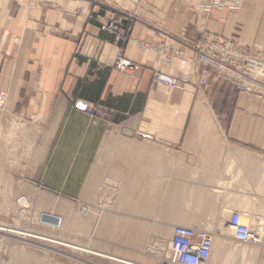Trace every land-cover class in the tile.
I'll return each instance as SVG.
<instances>
[{"label": "crops", "instance_id": "crops-1", "mask_svg": "<svg viewBox=\"0 0 264 264\" xmlns=\"http://www.w3.org/2000/svg\"><path fill=\"white\" fill-rule=\"evenodd\" d=\"M35 1L0 0V125L31 126L23 162L35 188L106 209L95 232L119 254L147 234L222 217L227 200L262 189L264 101L220 82L201 87L189 42L211 33L264 54V0H123L133 16L124 44L102 29L119 0ZM162 41L181 56L162 62L143 45ZM121 53L140 64L135 76L115 69ZM156 70L189 82L156 86ZM224 224L214 261L216 247L235 246Z\"/></svg>", "mask_w": 264, "mask_h": 264}, {"label": "rangeland", "instance_id": "rangeland-1", "mask_svg": "<svg viewBox=\"0 0 264 264\" xmlns=\"http://www.w3.org/2000/svg\"><path fill=\"white\" fill-rule=\"evenodd\" d=\"M31 1L33 0H29V2ZM124 7L125 6L123 5V0H119L118 3L108 4L109 10H111L114 14L113 18H116L117 16L124 18L127 17L126 15L129 13H126V9H124ZM83 11V9H80V13H83ZM206 35L211 36L212 39L219 38L225 41H231L236 46H240L249 52H256L257 54L264 56L263 53L258 52L257 50L250 47L244 46L236 38H224L211 33L203 34L204 37ZM203 36L195 42L202 43L204 41V44H206L207 40H204ZM164 43H166L173 49L180 50L178 48L172 47L168 41H162L156 46H151L150 44L143 45L146 47H153L155 51H158L156 50V48L158 49V47ZM191 43L193 42H189L190 48ZM191 49L193 51V62L196 69L198 82L201 87H209L211 86L212 81H215L228 85L234 91V93H237L239 95L257 96L255 94H244L236 84L228 80V77L225 73L221 72L220 74L224 76V78L220 77L218 75V72L220 71L216 66H208V70L207 72H205V68H203L202 66L198 67L195 63L196 51L193 48ZM180 56L181 50L180 54L178 56H174L173 59ZM233 64L234 63H232L231 65ZM155 73L156 71L153 74L154 84H156L154 80ZM166 74L171 75L169 73ZM174 77L182 78L184 80L183 86L184 84L189 82L188 75L182 74L180 76ZM204 80H207L206 84L204 83ZM156 86L158 85L156 84ZM257 97L264 101V96ZM7 115L8 112H5V110L0 111V118H7ZM30 127L31 126H28V128L24 130L12 128V130L10 131V127H8L7 125H0L1 227L6 229L10 228L22 232L40 234L59 241H66L71 244L84 246L100 253H110L115 256L123 257L142 264H160L165 261H171L169 245L173 236V230H171V235L167 236V233H160L159 235H157L159 237L156 238H153L152 235L147 234L145 235L144 241L141 245H135L134 248H125L124 251L119 254L122 248H116L113 245L103 241L98 237L99 233L95 232V228H98L100 226L102 218H104L102 216L104 215L103 213L106 211V209H100L99 207L94 208L92 206L91 211L87 215H85L82 212V209L90 207L89 205L83 202L53 200L48 194L47 190L35 188L34 185L30 182V170H25V165L23 162L25 154L29 157L32 150L31 138L29 137L31 132L30 129L32 128ZM20 136H24L25 138ZM19 138L20 140L22 139L26 141L27 144L25 142V145L27 146L24 147V145L22 144L23 142L18 141ZM262 175L263 172H261V176ZM259 185L262 186V189L256 191L244 189L243 191L245 193H243L242 196H233L230 200H227V204L231 205V209L227 208L225 214L222 217L214 218L212 221L207 218L204 225L187 224L184 222L180 224H183L185 226L200 225L199 227L209 230L210 232L215 233L217 236V233L219 234V232H217V226H219L221 223H225L224 225L228 227L227 222L232 210L248 211L253 213L254 215L260 214L264 216V183L263 185L262 183H259ZM109 203L111 202H107V204ZM104 207L106 208V205H104ZM47 215L57 217V219H59V223L46 219ZM260 219H263L262 221H264V217ZM186 222L188 221L186 220ZM225 235L228 239L229 245L231 246H245L248 250H256L257 253L255 254L254 259H251V261L246 263L243 262V259L239 256L241 255V253L232 251L230 246L229 251L226 252L224 250L218 252L216 247L215 251L217 253V260L214 261L213 258H211L209 264H260L257 260H264V258L260 259L261 250L257 246L246 245L236 241L233 238V232L229 229H227ZM162 247H164V249H162ZM161 253L164 254L162 255ZM0 264L125 263L114 261L95 254L80 252L74 248L58 243L48 242L25 235H19L7 230H0Z\"/></svg>", "mask_w": 264, "mask_h": 264}, {"label": "built area", "instance_id": "built-area-1", "mask_svg": "<svg viewBox=\"0 0 264 264\" xmlns=\"http://www.w3.org/2000/svg\"><path fill=\"white\" fill-rule=\"evenodd\" d=\"M128 1L137 5L141 0ZM31 2L34 6L38 5L35 0ZM126 16L125 18L117 16L102 25L103 30L118 36L121 43L127 42V35L131 31L133 22L132 15ZM205 39L207 40L206 44L204 41L191 43V48L196 51L195 63L198 67L202 66L207 72L208 66H216L220 71H217L218 75L224 78L220 73H225L228 80L236 84L244 94L264 96V56L256 52H249L231 41L212 39L207 35L204 37ZM156 50H158L162 62H169L174 56L180 54V50L173 49L166 43L161 44ZM232 63L234 64L231 65ZM114 67L122 73L135 76L141 66L121 53L115 60ZM154 80L158 86L162 85L170 89L181 88L184 81L182 78H172L160 70H156ZM204 83L206 84L207 80H204ZM6 104L7 94L1 92L0 109L6 108ZM87 112L92 114L93 110L88 109ZM245 218L247 222L244 221ZM256 218L259 219V217ZM227 224L236 241L257 246L261 250L260 257H264V225H256L246 213L239 210L231 211ZM213 247L214 236L204 229L198 226H176L169 245L171 261L166 264H208Z\"/></svg>", "mask_w": 264, "mask_h": 264}, {"label": "bare ground", "instance_id": "bare-ground-1", "mask_svg": "<svg viewBox=\"0 0 264 264\" xmlns=\"http://www.w3.org/2000/svg\"><path fill=\"white\" fill-rule=\"evenodd\" d=\"M128 1V0H127ZM130 2V1H129ZM132 3V2H131ZM119 56V55H118ZM160 59V58H159ZM172 76V75H170ZM172 78H176L174 76H172ZM165 87V86H164ZM168 90H178L179 88H176V89H170V88H167ZM7 94V93H6ZM7 100H8V95H7ZM6 108H3L2 110L0 109V111H4ZM91 211V208L88 207V208H84L82 209V212L87 215L89 212ZM240 211V210H239ZM244 213L247 214L248 217H250L253 222L256 224V225H261V222H262V225H264V221H262L263 219H260L264 216L258 214V215H254L253 213L251 212H248V211H242ZM256 217H259V219H257ZM244 221L247 222V219L245 218ZM261 221V222H260ZM260 223V224H259ZM176 226H179V225H175L174 228ZM182 226H185V225H182ZM194 226H197V225H192V226H186V227H194ZM200 226V225H199ZM198 226V227H199ZM1 227V226H0ZM174 228H173V232H174ZM202 228V227H200ZM229 228V227H228ZM203 229V228H202ZM0 230H7L9 232H13V233H16V234H19V235H25V236H29V237H32V238H37V239H41V240H44V241H48V242H54V243H58V244H61V245H65V246H68V247H71V248H74L80 252H85V253H89V254H95V255H98V256H102V257H105V258H108V259H111V260H114V261H118V262H122V263H125V264H142V263H139V262H136V261H132V260H129V259H126V258H123V257H119V256H115L113 254H110V253H100V252H97L93 249H90V248H87V247H84V246H80V245H77V244H71L69 242H66V241H59V240H56V239H53L51 237H46V236H43V235H40V234H34V233H28V232H22V231H18V230H14V229H6V228H3L1 227ZM207 233L211 234L214 236V246H215V243H216V239H217V236L215 233L213 232H210L209 230H206L204 229ZM230 230V229H229ZM168 236V235H167ZM218 237H224V233H219L218 234ZM225 240V239H223ZM223 244V243H222ZM158 249V248H157ZM156 249V250H157ZM162 249H164V247H162ZM232 251H235L236 253H241V254H249L250 256H254L255 257V254L256 253H252L250 251H247L246 250V247H238V246H233L231 247ZM213 250H214V247H213ZM157 253V252H156ZM160 253V252H159ZM162 254V253H161ZM164 254V253H163ZM162 254V255H163ZM212 255H213V252H212ZM212 258V256H211ZM210 258V260H211ZM261 258H264V257H260ZM209 260V262H210ZM259 261L260 264H264V260L261 259L260 260H257ZM208 262V264H209ZM167 262H163V264H166ZM258 263V262H257ZM161 264V263H160Z\"/></svg>", "mask_w": 264, "mask_h": 264}, {"label": "water", "instance_id": "water-1", "mask_svg": "<svg viewBox=\"0 0 264 264\" xmlns=\"http://www.w3.org/2000/svg\"><path fill=\"white\" fill-rule=\"evenodd\" d=\"M79 106H82V108H85V105H83V104H79ZM46 219H49L50 221H55L56 223L57 222L59 223V219H57V217L52 216V215H47Z\"/></svg>", "mask_w": 264, "mask_h": 264}]
</instances>
